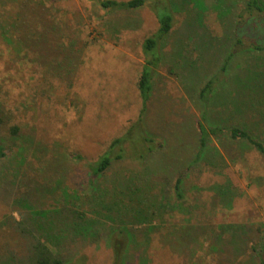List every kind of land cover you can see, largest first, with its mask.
Here are the masks:
<instances>
[{"label":"rangeland","instance_id":"obj_1","mask_svg":"<svg viewBox=\"0 0 264 264\" xmlns=\"http://www.w3.org/2000/svg\"><path fill=\"white\" fill-rule=\"evenodd\" d=\"M226 1L221 16L215 0H203L199 24L200 1H186L160 43L144 124L162 147L143 163L113 162L92 178L89 164L138 116L141 42L156 29L155 16L147 7L105 12L96 0H0V143L6 149L0 159V264H16L9 251H24L12 219L28 213L44 226L36 213L63 203L89 210L97 221V233L66 229V238L51 244L73 264H111L108 239L121 225L144 227L128 245L126 264L264 259V159L226 136L209 139L196 157L201 117L209 126H247L264 142V121L235 111L230 102L247 69L264 70V52L227 57L235 36L264 43V18L237 28L245 0ZM217 73L204 102L199 88ZM11 126L18 127L17 137ZM178 176L185 202L176 208ZM126 182L144 190L146 204L148 198L159 202L149 223L134 219L140 205L130 200Z\"/></svg>","mask_w":264,"mask_h":264},{"label":"trees","instance_id":"obj_2","mask_svg":"<svg viewBox=\"0 0 264 264\" xmlns=\"http://www.w3.org/2000/svg\"><path fill=\"white\" fill-rule=\"evenodd\" d=\"M186 1L188 2L189 0H96L98 6L105 12L147 7L155 16L157 27L152 33L144 37L141 42L143 63L136 80V88L141 102L138 116L135 121L127 126L121 135L112 138L106 149L95 161L89 164L92 178L102 175L110 168L113 162L120 163L126 160H135L143 163L157 150V148L159 149L162 147V144L157 142L146 130L144 116L149 100L148 98H150L153 89V78L161 63V54L159 51L160 43L171 31V27L174 25L176 12ZM193 1H200L196 4L197 6L199 5L200 9L196 10V17L194 19V22L199 24L203 16V11H201V9L204 10L205 6L203 0ZM215 3L216 5L214 7L219 10L221 16H224V13H226L228 9H225L223 6L226 5L227 1L215 0ZM263 18L264 0H245L243 8L237 14L235 23L238 24L237 28H243L248 21L262 20ZM231 43L232 46L227 57L244 50L264 52V43H259L249 36H235ZM259 59L258 61L261 62L262 59ZM262 61L261 63L264 65V60ZM225 68L226 61L223 63L221 71L225 70ZM247 70L244 78H241L243 80L242 86L236 88L237 91H239H236V97H230L231 106L235 111L241 114L258 117L264 121V70L258 72L252 69ZM218 73L210 77L199 88L198 96L202 101L208 102L210 95L214 92L216 79L219 75ZM196 131L198 133L199 146V150L196 154L197 158L206 150L209 139L226 136L231 140L247 143L264 159V142L256 138L247 126H209L205 123L204 118L201 117V120L196 121ZM9 132L11 135L17 137L18 127L11 126ZM5 154L6 149L0 143V159L4 157ZM75 157L80 158L79 155H75ZM130 180L132 181L133 178H130ZM180 182L181 176H178L173 184L176 208H179L180 202L183 203L184 201L180 190ZM119 184H121L124 189L122 180L119 181ZM126 187L128 188V192H131V194L129 193L130 200L140 205V208L135 211L139 217L134 219L141 223H149V220H151L155 212H157L155 204L157 203L159 207V202L155 199L152 200L148 198L146 201L150 203L146 204V202H144L145 195H143V189L140 190L137 188L133 190L130 184ZM223 189L226 191L227 188ZM93 192H97L95 187L93 188ZM122 193H125V191ZM123 196L125 195L122 194L121 199L116 198L115 200L121 201L123 200ZM99 198H101V195L93 196V199L97 202L100 201ZM95 212L99 211L96 210ZM88 214L89 210L79 209L70 203H63L59 208L36 213L39 218L45 219L46 224L43 226V224H41L42 222H38L35 218H31L28 213H21L19 219H12L13 225L10 226L13 231L17 232L25 239L24 251L21 254L9 251V255L16 264H73L71 261L67 260L64 255L54 252L51 244L55 245L65 239L66 235H64V231L66 229H74L78 235L81 233L83 236L97 233L96 218ZM56 223H59V225H61L60 227H62L58 229V231L55 230ZM249 231L252 235L255 234V230L250 229V227ZM143 233L144 227L129 226L127 228L126 225H121L115 228L114 234L108 239L112 252L111 264H126V250L129 243L134 238L135 234L141 235ZM253 245L254 244L248 238V246L251 249H255ZM258 255L260 256V254ZM259 264H264V259L261 256Z\"/></svg>","mask_w":264,"mask_h":264}]
</instances>
